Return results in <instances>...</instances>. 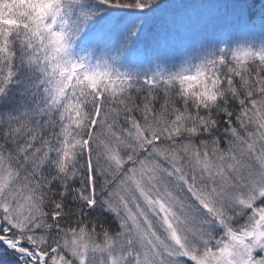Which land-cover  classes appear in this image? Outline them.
I'll use <instances>...</instances> for the list:
<instances>
[{
    "label": "snow or ice",
    "instance_id": "snow-or-ice-1",
    "mask_svg": "<svg viewBox=\"0 0 264 264\" xmlns=\"http://www.w3.org/2000/svg\"><path fill=\"white\" fill-rule=\"evenodd\" d=\"M0 264H264V0H0Z\"/></svg>",
    "mask_w": 264,
    "mask_h": 264
}]
</instances>
